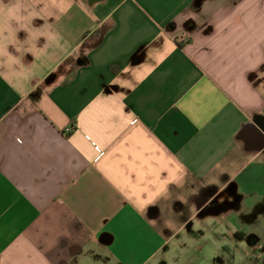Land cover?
<instances>
[{"label":"crops","instance_id":"crops-1","mask_svg":"<svg viewBox=\"0 0 264 264\" xmlns=\"http://www.w3.org/2000/svg\"><path fill=\"white\" fill-rule=\"evenodd\" d=\"M201 259L264 264V0H0V264Z\"/></svg>","mask_w":264,"mask_h":264},{"label":"rangeland","instance_id":"rangeland-1","mask_svg":"<svg viewBox=\"0 0 264 264\" xmlns=\"http://www.w3.org/2000/svg\"><path fill=\"white\" fill-rule=\"evenodd\" d=\"M208 253H210V252H208ZM204 254H207V253L204 252L203 255H204ZM201 260H203V259H201ZM210 261H211V260H210ZM201 264H207V263L203 260V262H202Z\"/></svg>","mask_w":264,"mask_h":264},{"label":"built area","instance_id":"built-area-1","mask_svg":"<svg viewBox=\"0 0 264 264\" xmlns=\"http://www.w3.org/2000/svg\"><path fill=\"white\" fill-rule=\"evenodd\" d=\"M67 130H69V129H67Z\"/></svg>","mask_w":264,"mask_h":264}]
</instances>
